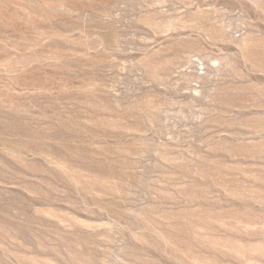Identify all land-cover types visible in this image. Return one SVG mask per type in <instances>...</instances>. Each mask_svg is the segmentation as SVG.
I'll list each match as a JSON object with an SVG mask.
<instances>
[{"label":"rangeland","instance_id":"1","mask_svg":"<svg viewBox=\"0 0 264 264\" xmlns=\"http://www.w3.org/2000/svg\"><path fill=\"white\" fill-rule=\"evenodd\" d=\"M0 264H264V0H0Z\"/></svg>","mask_w":264,"mask_h":264}]
</instances>
